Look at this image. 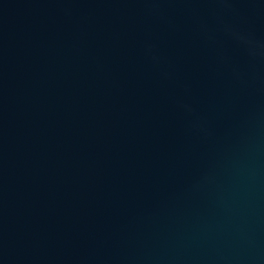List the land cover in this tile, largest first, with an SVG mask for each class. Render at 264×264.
<instances>
[{"label": "water", "instance_id": "95a60500", "mask_svg": "<svg viewBox=\"0 0 264 264\" xmlns=\"http://www.w3.org/2000/svg\"><path fill=\"white\" fill-rule=\"evenodd\" d=\"M0 264H264V0H0Z\"/></svg>", "mask_w": 264, "mask_h": 264}]
</instances>
